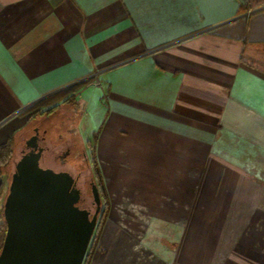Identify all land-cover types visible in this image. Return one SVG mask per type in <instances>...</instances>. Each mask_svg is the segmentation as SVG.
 <instances>
[{
	"label": "crops",
	"instance_id": "obj_1",
	"mask_svg": "<svg viewBox=\"0 0 264 264\" xmlns=\"http://www.w3.org/2000/svg\"><path fill=\"white\" fill-rule=\"evenodd\" d=\"M75 83L89 264H264V0H0V146Z\"/></svg>",
	"mask_w": 264,
	"mask_h": 264
},
{
	"label": "water",
	"instance_id": "obj_2",
	"mask_svg": "<svg viewBox=\"0 0 264 264\" xmlns=\"http://www.w3.org/2000/svg\"><path fill=\"white\" fill-rule=\"evenodd\" d=\"M29 140L30 149L14 163L3 203L0 264H82L100 209L97 185L90 181V213L78 205L81 191L73 175L42 166V147Z\"/></svg>",
	"mask_w": 264,
	"mask_h": 264
},
{
	"label": "rangeland",
	"instance_id": "obj_3",
	"mask_svg": "<svg viewBox=\"0 0 264 264\" xmlns=\"http://www.w3.org/2000/svg\"><path fill=\"white\" fill-rule=\"evenodd\" d=\"M67 88H63L31 104L22 113L23 117H27L28 120L17 133L10 156L1 165L0 170L2 179L0 188L1 223H5L3 203L8 191L11 174L14 171V163L21 155L20 148L23 145L24 138L34 133V127L39 129L40 136H44L42 144L45 146V153L50 158V161L42 160L41 163L56 170H69L74 176H78V186L84 197L83 201L91 207V211L94 210L90 190V181L96 180L92 161L95 157L93 146L89 145L85 139L83 123L78 124L76 121L79 118L80 111L76 107L75 100H67L69 94L63 93ZM49 109L51 110L48 111ZM92 118L93 116H91V124H94ZM43 129H45L44 132ZM60 156L63 161H60ZM102 225L96 234L97 239Z\"/></svg>",
	"mask_w": 264,
	"mask_h": 264
},
{
	"label": "trees",
	"instance_id": "obj_4",
	"mask_svg": "<svg viewBox=\"0 0 264 264\" xmlns=\"http://www.w3.org/2000/svg\"><path fill=\"white\" fill-rule=\"evenodd\" d=\"M79 84L80 83H75L72 86H69L67 88V90L63 91V93L69 94V96L67 97V100H69V101L72 100V99L74 100V93H70V92L74 88H76ZM50 110L51 109H49L48 111H50ZM17 133L11 135L9 137V140L6 143H4L3 145L0 146V170H1V165L4 162H6L7 157L10 156V153H11V150L13 149V145H14ZM93 138H95V136ZM42 160L50 161V159H48V158L40 159V164L42 166H44L41 163ZM92 161H93V166H94L93 169H94L95 177H96V180L95 181L93 180V181L95 182V184L97 185V188L99 190V194H100V198H101V204H102V207H103V212H102V214L100 215V217L97 220L94 232H93L92 237L90 239V242H89V245H88V248H87V251H86V254L84 256L82 264H89V260H90L91 254H92V250L95 248L94 244H96V241H97V235L96 234L99 231L100 226L102 225V222H103L104 218L106 217V213H107L106 205H107L108 200H107V195L105 193L103 180H102V177H101V174H100V170H99V167H98V164H97V161H96L95 157H93ZM47 167H51V166H47ZM53 169H55V168H53ZM0 188H1V185H0ZM81 194H82V192H81ZM79 204H80V201H78V205ZM0 230H1V234H0V248H1L2 243H3V239H4V235H5V230H6V223H4V222L1 223L0 222Z\"/></svg>",
	"mask_w": 264,
	"mask_h": 264
},
{
	"label": "flooded vegetation",
	"instance_id": "obj_5",
	"mask_svg": "<svg viewBox=\"0 0 264 264\" xmlns=\"http://www.w3.org/2000/svg\"><path fill=\"white\" fill-rule=\"evenodd\" d=\"M45 131V129H43V132ZM33 134H36V137L34 138V139H31V140H29L30 138H31V136L33 135V134H31V135H29L28 137H25L24 138V140H23V145L21 146V148H20V153L22 154V153H24V152H26L27 150H29L30 149V146H28L27 145V143H26V141L27 140H29L30 142H36L37 143V145L38 146H41L42 147V151H41V156H40V159H45V158H48V159H50L49 158V156H48V154H46L45 153V146H43V144H42V140H43V138H44V136H40L39 134V129L37 128V127H34L33 128ZM60 161H63V159L61 158V156H60ZM67 171H69V170H67ZM70 172V171H69ZM71 174H72V172H70ZM73 175V174H72ZM73 177L75 178V180H76V186L79 188V186H78V176L76 177V176H74L73 175ZM80 189V188H79ZM80 191H81V189H80ZM83 199H84V197L82 196V194H81V197H80V204H79V206L81 207V208H86L87 210H89L90 211V213H92L93 211H91V207L90 206H88L86 203H84V201H83ZM92 206H94V204L92 203ZM102 212H103V207H102V205H101V203H100V209H99V212H98V216H97V220H98V218L100 217V215L102 214Z\"/></svg>",
	"mask_w": 264,
	"mask_h": 264
}]
</instances>
